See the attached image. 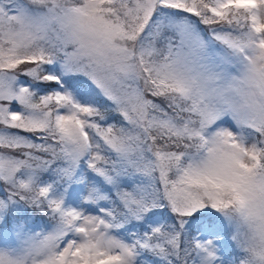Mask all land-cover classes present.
I'll use <instances>...</instances> for the list:
<instances>
[{
	"label": "snow or ice",
	"instance_id": "6c2138e0",
	"mask_svg": "<svg viewBox=\"0 0 264 264\" xmlns=\"http://www.w3.org/2000/svg\"><path fill=\"white\" fill-rule=\"evenodd\" d=\"M0 264H264V0H0Z\"/></svg>",
	"mask_w": 264,
	"mask_h": 264
}]
</instances>
